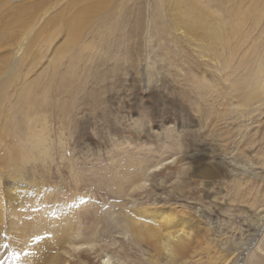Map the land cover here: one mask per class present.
<instances>
[{
    "label": "rangeland",
    "instance_id": "obj_1",
    "mask_svg": "<svg viewBox=\"0 0 264 264\" xmlns=\"http://www.w3.org/2000/svg\"><path fill=\"white\" fill-rule=\"evenodd\" d=\"M47 1L21 0L0 9V33L6 35L0 41V83L15 73L1 124L4 114L14 118L17 95L40 73L47 74L44 83L51 73L80 81L73 99L79 126L66 128L65 145L56 144L50 166L29 169L28 176L53 194L80 195L86 204L90 198L100 212L123 207L132 214L159 203L203 218L187 249L191 264H264V107L251 117L237 111L242 84L255 77L264 55V0H196L212 18L209 27L195 31L173 16V8L166 19L157 0H103L101 7L92 6L94 0H70L44 19L35 7ZM14 14L21 16L15 23ZM72 21L83 37L76 46L67 30ZM216 26L224 30L212 39L206 28ZM79 48L86 56L75 68ZM144 113L146 126L128 123L129 116ZM178 155L180 164L153 168ZM140 160L151 168L148 186L133 193L129 180ZM115 185L122 192H113ZM114 226L100 245L117 263L113 248L127 239Z\"/></svg>",
    "mask_w": 264,
    "mask_h": 264
},
{
    "label": "bare ground",
    "instance_id": "obj_2",
    "mask_svg": "<svg viewBox=\"0 0 264 264\" xmlns=\"http://www.w3.org/2000/svg\"><path fill=\"white\" fill-rule=\"evenodd\" d=\"M19 1L21 0H0V9L11 2ZM69 1L48 0L46 4L35 8L39 14L42 12L46 19L50 11L58 10L62 4ZM103 4V0H94L92 6L101 7ZM157 7L162 9L166 19L171 17H168L167 12L173 8L176 11L173 16L192 31L209 27L212 18L210 9L196 0H157ZM167 7H170L169 10H166ZM62 12L63 9L58 11L57 15ZM55 15H52L45 25ZM14 16L15 23L21 16ZM178 20L173 21L176 23ZM10 23L11 20L7 22ZM78 27L76 21H72L67 28L74 46L83 38ZM155 27L157 28V25ZM161 27L162 25L157 30L158 39L162 32ZM206 30L209 37L219 39L224 27L216 26ZM149 33V39L153 42L154 35L150 31ZM4 38L6 35L0 33V41ZM26 44L24 40L21 47ZM88 48L89 43L81 47L82 54L87 52ZM74 53L73 51L71 58ZM82 57L79 48V52L77 51L72 59L75 68H78L84 58ZM53 70L57 72V69ZM43 74L46 72L40 73V77L28 83L17 95L14 118L7 119L8 113L4 114L5 122L0 123V264H129L132 259L136 264H191L187 261V249L189 244L197 239L196 235L204 224L203 218L159 203L135 209L132 214L122 207L110 214L101 211L100 216L101 212L94 204L95 201L90 198L86 204L88 199L80 195L73 194L66 198L65 195L53 194L49 189H42L44 182L37 180L35 176H28L27 172L38 165L50 166L49 162H54L53 157L56 155V144L58 148L63 147L67 140V129L72 127L76 131L79 126L75 116L78 108L75 107L73 99L76 97L75 90L80 81L74 78L65 80L62 79V74L58 77V74L51 73L52 76L48 79L50 82L47 84L48 81L43 82L47 74ZM14 76V72L7 74L0 83V117L3 116L4 103L9 98L8 87ZM147 79H150V83L155 81L154 77ZM52 93L58 94L56 99L52 98ZM69 94L66 100L65 97ZM241 96L237 106L240 117H251L264 107V55L259 59L255 77L242 84ZM56 121L60 123L57 127ZM54 128L58 131L57 143L53 138ZM6 138H11L12 143H8ZM178 150L181 151V148ZM182 161L183 156L178 155L162 160L153 168L157 171L159 166L177 165ZM133 165L137 166V170L132 173L129 182L131 192L134 193L147 188L146 177L149 176L151 168L141 160ZM158 175L163 177L162 180L167 176L165 172ZM157 187L158 185H154L152 188ZM112 188L115 193L122 192V187L115 185ZM100 224H104L102 229ZM112 225L127 239L122 246L113 248L115 255L121 258V262L117 263L113 261L111 254L108 255V246L100 245L104 241V234ZM131 249L140 252L141 256L131 253Z\"/></svg>",
    "mask_w": 264,
    "mask_h": 264
},
{
    "label": "snow or ice",
    "instance_id": "obj_3",
    "mask_svg": "<svg viewBox=\"0 0 264 264\" xmlns=\"http://www.w3.org/2000/svg\"><path fill=\"white\" fill-rule=\"evenodd\" d=\"M148 120H149V114H147V113H144L138 117H133V116L128 117V123L131 126H134L137 128L142 127V126H146L148 123Z\"/></svg>",
    "mask_w": 264,
    "mask_h": 264
}]
</instances>
